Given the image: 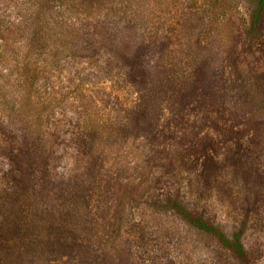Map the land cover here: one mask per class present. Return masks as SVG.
<instances>
[{"label": "rangeland", "instance_id": "obj_1", "mask_svg": "<svg viewBox=\"0 0 264 264\" xmlns=\"http://www.w3.org/2000/svg\"><path fill=\"white\" fill-rule=\"evenodd\" d=\"M142 5L151 9L149 13L154 12L155 18H166L160 10L168 7L169 66L175 72H187L191 81L185 89L195 84V93L187 102L182 101L184 108L179 110L177 94H169V107L160 113L159 126L150 135L112 144L108 151L91 145V158H86L79 144L83 130L96 126L102 134L117 131L111 135L122 138L123 128L118 125L127 116L123 109L135 99L106 81L109 59L103 51L95 45L84 46L90 39L84 34L104 20L105 11L94 9L88 19L78 15L75 19L79 12L63 13L52 7L37 24L30 21L33 7L22 0H0V97L7 99L6 111L19 104L16 84L26 59L39 69L36 90L57 101L40 136L46 146L48 172L43 177L39 167H33L29 185L20 196L8 199L10 208L6 206L9 180L4 177L5 157L14 155L12 141L18 127H0V187L7 191L0 194V202L7 212L47 208L59 200L53 183L56 177L79 176L88 168L93 194L82 232L86 236H79L87 241L74 245L79 253L75 249L70 255L57 251L54 257H42V264H264V28L259 37L248 32L250 5L246 0H149ZM66 20L74 22L72 30L64 26ZM36 31L38 41L33 43L30 35ZM72 31L74 38H70ZM39 43L44 47L40 52L35 47ZM69 50L78 53L66 57ZM127 65L119 62L120 68ZM185 89L181 94L185 95ZM236 143L259 165L256 181L262 180L258 185L262 199L247 213L231 179L219 175L220 167L208 176L209 188L199 177L205 158L217 164ZM134 193L142 194L136 205L123 207L116 216L111 213L116 199L122 202V195L133 197ZM162 194H177L189 211L226 235L242 229L246 260L237 262L207 235L186 225L164 206H156ZM106 208L111 210L106 213ZM4 209L0 207V217L5 215ZM100 212L108 219L106 231L98 226ZM43 226L49 231V224ZM8 238L1 228L3 263L13 261L12 252L4 253ZM21 240L23 235H19ZM17 263L27 264L22 259Z\"/></svg>", "mask_w": 264, "mask_h": 264}, {"label": "trees", "instance_id": "obj_2", "mask_svg": "<svg viewBox=\"0 0 264 264\" xmlns=\"http://www.w3.org/2000/svg\"><path fill=\"white\" fill-rule=\"evenodd\" d=\"M22 1L33 7L30 12V21L37 24H41L52 11V3H55L53 8L59 9L63 13L79 12L73 16L75 19L77 15L88 19L91 10L94 9L105 11L103 12L104 20L96 23L92 28H88L87 34H84L90 36L89 40L86 39L84 46L85 44L95 45L98 50L103 51L104 57L109 59L105 65L106 81L113 83L114 87L120 89L122 93L133 94L135 99L132 105H126L123 109V114L127 116L124 123L122 121V124L118 125L119 128H123L122 138L111 135L117 131H106L102 134V130L96 126L83 130L82 134L84 135L79 144L82 152L86 154V158H91V145L105 147L108 151L112 144L126 142L127 139H133L136 136L143 137L145 133L150 135L159 126L156 122L160 113L169 107V94H177L176 108L179 110L184 108L182 101L187 102L195 93L193 92V87H196L195 84L191 88L185 89L187 82L191 81L187 72H175L169 66V9L167 6L160 10L167 17L155 18L153 17L154 12L149 13L152 10L142 5L149 0ZM246 2L250 5L247 30L259 37L264 28V0H246ZM154 3H158V1ZM152 17L153 19L150 21ZM65 22L67 23V25L64 23L66 29L72 30L74 22L68 20ZM192 29L191 27L190 31ZM74 31L70 33V38H74L75 35H72ZM30 37L31 41L36 43L38 31L32 33ZM35 47H39V52L44 49L40 43ZM84 49L85 47L82 51ZM77 51L69 50L70 54L66 53V57L73 58L77 55ZM119 62L128 65L120 68ZM20 68L18 74L20 81L16 84L17 96L20 97L18 106H10L6 111L7 99L0 97V116L5 111L4 121L2 123L0 121V127L4 129L18 127L14 131L12 141L14 155L5 157L8 164L4 177L5 179L8 178L9 187H7V183H4L3 186H6L8 190L6 206L9 208L11 204L8 199L12 200L20 196L21 190L29 185L27 184L29 182L28 174L32 172L33 167H39L43 177L48 172V170L46 171L47 161L44 154L46 146L40 136L44 129L43 123L52 118L53 111L57 106L55 99L48 98L45 93L39 94L36 90L35 82L38 67L26 59ZM209 83L211 84V82ZM208 84H205L204 89H208ZM181 89H185V95L181 94ZM243 123L246 124L247 121ZM116 125L112 124L119 130ZM234 146L236 147L232 152L223 155L217 164L211 158H205L199 177L201 184L205 188H209L211 185L207 183L208 176H213L215 169L219 171L220 167L222 170L219 175L223 174L229 180L231 179L230 183L235 186L234 190L242 200L244 211L247 213L262 199V193L258 190V185L262 180L256 181V178L260 177V169L254 158H247L248 155L243 154L238 143ZM89 175L90 171L86 168L84 173L79 176L56 177V181L53 183L58 190L59 200L53 205L52 203L46 205L47 208L35 207L33 210L25 208L18 210V213L12 209L7 212L0 202V207L5 211V215L0 217V230L1 228L4 229L9 236L4 253L12 252L13 255L12 262L6 260V263H3L4 258L0 253V264H16L21 259L27 264H42V257L48 254H53L54 257L57 251L58 254L67 253L70 255L75 249L79 253L80 250L74 248V245L81 241H87V239H81L79 236L81 234L86 236V233L82 232L89 210L88 199L93 194V189L88 184ZM47 182L50 183L49 180ZM44 183L42 181L41 186ZM0 192V194H4L7 191H3V188L0 187ZM137 194L139 193L132 194L133 197L124 194L122 195V202L116 199L112 210L106 208L103 211L107 213L111 210V213L116 216L117 211L123 207L130 204L136 205L139 202L142 194L138 195L140 197ZM178 198L177 194L171 196L162 194L157 198L160 201L155 204L156 206H164L186 225L207 235L219 247L229 252L237 262L242 263L246 260L247 254L241 238L242 229L231 235H226L199 214L189 211ZM107 199L102 200L106 201ZM103 206L105 207V202ZM104 212H100L102 216L98 226L106 231V225L109 223H106L108 219H106ZM44 223L50 225L49 231L44 230ZM19 235H23L21 242ZM26 256L29 257L28 261L24 259ZM81 256H83V251Z\"/></svg>", "mask_w": 264, "mask_h": 264}]
</instances>
